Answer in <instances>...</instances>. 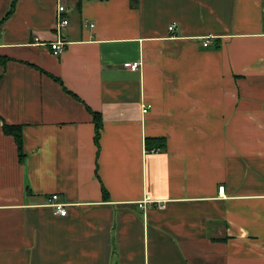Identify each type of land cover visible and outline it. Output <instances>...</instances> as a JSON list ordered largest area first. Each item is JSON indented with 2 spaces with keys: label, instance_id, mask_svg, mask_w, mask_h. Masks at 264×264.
<instances>
[{
  "label": "crops",
  "instance_id": "obj_1",
  "mask_svg": "<svg viewBox=\"0 0 264 264\" xmlns=\"http://www.w3.org/2000/svg\"><path fill=\"white\" fill-rule=\"evenodd\" d=\"M80 1L0 0V264H264V0Z\"/></svg>",
  "mask_w": 264,
  "mask_h": 264
},
{
  "label": "built area",
  "instance_id": "obj_2",
  "mask_svg": "<svg viewBox=\"0 0 264 264\" xmlns=\"http://www.w3.org/2000/svg\"><path fill=\"white\" fill-rule=\"evenodd\" d=\"M65 10H66L65 6L60 3L57 7L56 17H55V25H54V30L56 32L57 37H56V40H54L53 42L50 43V47L53 50V53L55 55L60 54L64 50V47L66 46V43H67L64 36L62 35L63 28L69 24V19L64 14ZM91 26H94V23H91ZM175 26H176L175 23L171 24L169 26V30L173 31L175 29ZM208 44H209V40L207 39L204 42V45L207 46ZM124 66H126L132 70H139L141 67V62H139V61L129 62L128 61V62L124 63ZM148 108L149 107H145L143 109V111L146 112L148 110ZM219 191H220V193H223L224 186H221L219 188ZM49 204H51L54 207L55 212L57 214H61V215L67 214V204L60 201L58 194H53L49 198Z\"/></svg>",
  "mask_w": 264,
  "mask_h": 264
},
{
  "label": "trees",
  "instance_id": "obj_3",
  "mask_svg": "<svg viewBox=\"0 0 264 264\" xmlns=\"http://www.w3.org/2000/svg\"><path fill=\"white\" fill-rule=\"evenodd\" d=\"M80 1V0H79ZM81 1L79 2V5ZM15 2L12 4V7L9 13L5 16V20L8 19L15 10ZM56 81L61 82V79L58 77L52 76ZM66 89V88H65ZM93 115V121L95 123V142L97 145H100V137H101V130L103 128V117L99 112L91 111ZM23 126L22 125H9L8 123H3V130L6 134L12 135L15 138V141L18 146L19 151V158L23 160L26 156L23 147ZM167 142L164 138H147L146 139V147L149 150L157 151L161 148H166ZM105 191V189H103Z\"/></svg>",
  "mask_w": 264,
  "mask_h": 264
},
{
  "label": "rangeland",
  "instance_id": "obj_4",
  "mask_svg": "<svg viewBox=\"0 0 264 264\" xmlns=\"http://www.w3.org/2000/svg\"><path fill=\"white\" fill-rule=\"evenodd\" d=\"M67 3V1H65Z\"/></svg>",
  "mask_w": 264,
  "mask_h": 264
}]
</instances>
